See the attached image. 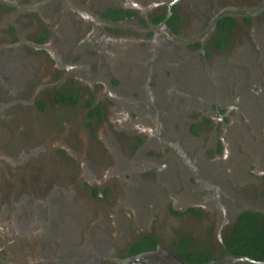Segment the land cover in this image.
I'll list each match as a JSON object with an SVG mask.
<instances>
[{"label":"rangeland","instance_id":"1","mask_svg":"<svg viewBox=\"0 0 264 264\" xmlns=\"http://www.w3.org/2000/svg\"><path fill=\"white\" fill-rule=\"evenodd\" d=\"M261 2L221 0L219 5L240 18L232 44L218 50L207 42L204 49L194 50L190 43L206 41L213 20V12L194 14V0H0V55H13L17 47L20 55L33 60L28 64L43 79L41 85H47L50 76L53 87H69L73 78L80 86L86 85L81 88L85 94L112 90L128 100L134 98L133 91L122 88L117 71L123 69L127 79L133 71L121 68L123 61L117 68L116 58L129 57L138 67H152L149 86H144V95L152 104L150 115L146 120L130 115L157 130L151 135L148 127L142 128L139 136L144 142L135 145L136 141L123 140L125 131L116 128L121 125L112 113L90 132L81 108H57L47 102L48 109L41 112L38 101L45 100V93L41 89L34 95L41 85L30 86L16 74L25 69H15L4 59L7 62L0 63V264H113L124 250L115 239L113 216H133V203L122 201L131 194L126 183L133 180L164 188L161 208H153L151 219L164 224L163 231L166 226L176 230L184 220L191 219L190 225L196 222L194 216L180 215L185 209L178 200L188 185L201 188L210 183L208 195L204 189L201 196L205 211L201 226L209 222L214 210H221L219 189L235 195L234 202L241 204L242 200L245 207L259 211V201L264 204ZM170 5L178 8L182 18L178 34L161 26L149 29L152 15L167 11ZM108 7L134 8L146 24L135 17L121 24L107 23L102 13ZM243 16L251 21L246 24ZM44 27L50 34L40 45L35 38L43 35ZM10 28L17 30V41ZM150 31L154 34L148 38ZM131 38L136 42L125 40ZM128 43L130 48H124ZM192 60L201 65L193 83L197 86L196 78H200L207 92L201 95L197 89L180 86L175 91L177 105L185 111L170 126L167 107L161 103L167 89L160 86L169 78L172 65ZM247 99L249 107L244 104ZM147 104L143 102L140 108ZM108 107L111 112L119 106L110 100ZM194 126H198L196 133ZM172 129L175 135L169 136ZM161 134L164 141L158 139ZM177 135L184 141L180 143ZM156 139L158 143L151 144ZM167 173L168 179L163 178ZM199 176L201 184L192 185L191 179L197 182ZM161 179L171 181L176 191L172 194ZM216 179H223L224 185L215 184ZM91 187L109 188L110 192L95 198ZM67 195L72 202L63 198ZM171 207L177 214L169 212ZM94 224L102 233L103 228L110 232V240L103 245L97 243L101 235L90 227Z\"/></svg>","mask_w":264,"mask_h":264},{"label":"flooded vegetation","instance_id":"2","mask_svg":"<svg viewBox=\"0 0 264 264\" xmlns=\"http://www.w3.org/2000/svg\"><path fill=\"white\" fill-rule=\"evenodd\" d=\"M211 1L212 0H194V3L192 5L195 10L194 14H200L204 16L208 12H213L212 14L213 20L211 22L210 29L208 31V35L210 34V37L207 38L206 41L202 39H198L199 41L190 43V47L195 48L194 50H200L202 48L204 49L206 46L205 44L207 42L214 49L221 50L224 48H228V46L232 44V37L237 27L231 34L227 35L226 37L223 38V40H221L223 41L224 44L222 45V47H219L218 41H220L221 39L218 33L219 20L225 17H233L237 22V26L240 22V18L238 17L237 14L235 15L230 12H227L225 10V7L219 5L221 0L219 1L214 0L213 4H211ZM261 4L262 6L261 8L259 7L260 8L259 12L262 13V21H264V3L261 2ZM210 7L212 8L210 9ZM174 8L176 9L178 16L180 17V21L175 26V28L171 27L167 22V20L171 16H173ZM6 9H8V7H6ZM110 9L122 10L124 12L133 11L134 13L130 16L123 15L119 19H112L104 16V13L108 12ZM208 9L210 10L208 11ZM102 17L105 22L107 23L110 22L112 24L125 23L134 17L137 18L138 21L146 24L145 18L143 16H140L139 13L134 8L108 7V9H106L102 13ZM160 17H165V19L159 20L158 18ZM243 17H245L244 19L246 24H248L249 21H251L249 17L246 16ZM157 19L158 21H156ZM181 23H182V18L178 8L174 5H170L167 11L163 13L157 12L152 15L151 23L148 22L149 24L148 28L152 29L161 26V28H163L170 34H178V30L181 26ZM10 29L12 30V32H16L15 34L12 35V37L14 40L17 41L18 40V37L16 36L17 30L12 28ZM17 29L19 32L20 28ZM45 31L49 32L47 28L45 27L42 28L41 34L43 35L39 38L38 36L35 38V41L38 42V44L40 45L46 41L47 37H49L50 32L48 36L45 38V40H43V42L39 41L44 37ZM113 32L115 33V31ZM22 34L27 35L26 32H23ZM148 34L150 35L148 36L149 38L153 36L154 31L153 32L150 31V33ZM125 40L136 42V39L134 38L125 39ZM130 44L131 43H128V45L125 44V46L123 47L130 48L129 46ZM13 51H16V53H14L13 55H11L8 52H4V54H2L4 58H2L0 55V63L4 64L5 62H7L4 61L5 59V60H9L10 61L9 63H11L15 69H19V68L21 69V67L24 68L25 71L21 70L22 72H20L18 70L16 74L19 78L25 77V81L28 84H30V86L36 85L37 83L40 85L41 83L43 84V79H41L40 76H37V74L33 69V66L28 64V62H30L31 59H29L23 54L20 55V52L17 50V47H14ZM127 52L130 54V49H127ZM5 56L8 57L5 58ZM29 56L31 58L33 57L32 55ZM34 56L37 57V55ZM128 59L129 57L125 60L123 59L118 60V58H116L115 65L117 68H119V62L123 61V63L120 65L121 68L132 69L133 72L130 75L129 79L125 77L124 72L122 71L123 69L117 71L118 73L117 76H119V78L121 79L122 88L127 89L129 91H133L132 96L134 98H128L127 100L125 99L126 95L124 94H123L124 97H118L116 96V94L112 92V90H107V92H103V93H97V95H95L94 94L95 92L91 90V91H87L85 94L83 93L81 88L82 87L85 88L86 85L82 84L80 86L79 84H77V79H73V78L70 79L69 87H66L64 85L63 86L57 85L56 87H53V85L50 83V81L52 80L51 77L47 76V79L50 80L47 83V85L45 86L41 85L38 88V90L34 92V95L36 96L38 91H40L41 89L45 93V98H44L45 100L38 101L39 109L41 110V112H45L48 109L50 103L57 108H64V109L81 108L83 111L84 120L86 121V125H87V127L86 126L85 127L90 132H94L95 129H98L101 124L107 121L108 117L110 118L112 113L114 117L118 118V123L121 125V127L115 125L116 128L125 131L121 134L123 140H125L126 142L127 140H129L131 143L136 141L135 145H137L138 142L143 143L144 142L143 138L139 136V134L142 132V128L146 130V128L148 127L150 129L149 131L151 132V135H156L157 133V130L155 131L152 130V128L149 126L150 124L147 126L143 125L142 121L140 120V118L146 120L150 115L148 114L150 108L149 105L152 104L148 101V98L145 97L144 95L145 94L144 86L146 87L149 86V82L151 79L150 70L152 67H149L148 69L141 67V65L138 67V65L132 64L130 61H128ZM12 66L10 65V67ZM198 66L200 67L201 65L200 63L198 64L195 63V60H192V62L186 61L180 64L172 65L170 67L171 68L170 74L168 75L169 78H166L164 85L160 86V88L167 89L166 95H164V97L161 98L162 100L161 103H164L165 106L167 107L168 118L166 119V121L169 122L170 126L177 120L178 114L185 111L182 110V106L177 105L178 104L177 93L181 89L180 86L181 87L187 86V88L197 89L201 95L207 92L205 83L200 78H196L197 86L195 85V83H193L194 82L193 79H195L193 77L198 76V72H197ZM32 73L36 75L32 80H30ZM112 83L117 84V81L113 80ZM102 87H104V85ZM133 89H137V90L135 91ZM59 93H65L68 95L73 94V96H75L78 101L76 103H68V104L60 103L58 101L56 102V98L59 96ZM137 96H139L140 98H137ZM262 99H264V97L260 98L259 102ZM110 100H115L117 102V105L119 106L118 110H113L110 112L108 107ZM249 100L250 99L245 100L244 103L245 105H247V107L250 106ZM47 102H49V105L47 104ZM143 102H145V104L148 103L147 104L148 107L144 105L142 108H140ZM96 107H100L99 110L100 114L95 112L98 111ZM186 108L190 109L188 105H185V109ZM136 110L139 113H137ZM141 110H143L142 113ZM130 112L139 116L140 118L134 121V118L131 117ZM220 112L222 113L224 112V110H221ZM152 124L153 123H151V125ZM197 130H198V126H194L193 131L196 133ZM162 135L163 134H161L158 138L160 141H164L165 135L164 138ZM168 135L169 136L175 135L173 129L172 131H168ZM177 136L180 137L181 140L180 143L184 141L183 137L179 135ZM112 140H114V138ZM118 142L121 141H117V143ZM157 143H158L157 139L151 142V144H157ZM195 169L197 170V167H195ZM202 173H204V171H202ZM168 176L169 174L167 173L164 174L162 177L168 179L167 178ZM197 178L199 179V180L197 179V182L194 179H191L192 185H194L193 183L197 184V186L201 184L200 176ZM166 179H161V180L167 183V188L170 189V192L173 194L176 191L175 186L171 181ZM241 179H243V177ZM123 180L122 182H125L127 178ZM209 184L210 183L204 185L205 187H201V188L199 187L196 188L194 187L195 185L188 188L189 186L188 185L186 189L187 190L186 194L180 196L178 200L179 202L178 204L181 205L183 209H185L184 212L182 213L180 212V215L181 216L186 215L190 218L191 216H194L196 218L195 219L196 222L190 225L191 219L184 220L181 221V224L177 225L178 227L176 230H167L166 229L167 226H166L165 231H163L165 225L164 224L162 226H160L159 224L157 225V223L152 222L151 219H152L153 208L155 207H158V209L161 208L159 204L162 203V190L164 188H160L158 187V185H151L146 182H142V180L140 181V179L127 182L125 185V189L131 194H127L128 199L125 198L122 201L124 203L125 202L133 203L134 205V207L132 208L133 216H131L129 219L113 216L114 225L115 228L117 229V232L115 233L116 236L115 239L117 240L118 245H121V248L124 249L122 252L119 253L118 259H115L113 264H118V262L121 264H201L199 261L197 262L190 261L188 257H186L185 255L198 254V256H201L203 253L207 255H211V258L204 264H216L217 262L220 261L224 262V264H264V261H255V260H251L247 256H237L224 252L225 238L232 232L239 216L243 212L258 211L245 207L242 200H240V197H238L237 199L240 200L241 204H238V200L234 202L235 195H227L225 191L223 192L221 191V189H219L217 195L220 198L219 203L221 205V210H217L216 212L214 210L213 214H210L211 219H209V222L206 223L208 224V228H206L207 227L206 224H204L203 226L200 225L202 219L205 216L204 208L200 204L201 196L204 194V189L206 190L208 195V190L206 189V187H208ZM215 184H219V185L221 184L223 186L224 185L223 179H216ZM130 185H132V188L130 187ZM105 191L110 192V189L108 188L102 190L98 187H91L90 190L91 194L95 198H98L99 196L105 194ZM63 198H68L72 202V197H69V195ZM248 204L253 206L252 202H249ZM84 206L86 208V203H84ZM258 207L260 208L258 212L264 214V204H262V201H259ZM169 212L175 214L176 210L171 207L169 208ZM89 221L90 219L87 220V222ZM90 227L93 231H95L97 235L99 236L101 235L100 237H98V241H97L99 245L101 244L103 245L104 240H110V232L106 228H103L105 233H102L101 229L97 225L94 224V227L93 225H90ZM149 236L157 237V242L154 248L143 249L139 252L132 253L133 250H130L131 249L130 247L134 243L141 242L142 240H145ZM110 253H112V251H110ZM59 259L62 260L61 258ZM139 259H142L141 262L140 261L137 262V260Z\"/></svg>","mask_w":264,"mask_h":264},{"label":"trees","instance_id":"3","mask_svg":"<svg viewBox=\"0 0 264 264\" xmlns=\"http://www.w3.org/2000/svg\"><path fill=\"white\" fill-rule=\"evenodd\" d=\"M173 12V16H171L167 22L171 27L175 28L180 21V17L178 16L175 8L173 9ZM133 13V11L124 12L122 10L110 9L108 12L104 13V16L112 19H119L123 15L130 16ZM158 19L163 20L165 17H160ZM158 19L156 21H158ZM236 27L237 22L233 17H225L219 20L218 33L221 37L220 41H218L219 47H222L224 44L221 40L231 34ZM48 34L49 32L45 31L44 37L39 41L43 42ZM57 101L68 104L76 103L78 100L75 96H73V94L68 95L65 93H59V96L56 98V102ZM96 109L98 111L95 112L100 114V107H96ZM156 242L157 237L149 236L141 242L134 243L130 247V250H133L132 253H134L143 249L154 248ZM224 252L237 256H247L251 260L255 261H264V214L258 211L243 212L239 216L232 232L225 238ZM185 256L188 257L190 261H199L201 264L206 263L211 258V255H207L205 253L201 256H198V254H186Z\"/></svg>","mask_w":264,"mask_h":264}]
</instances>
